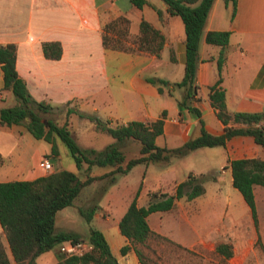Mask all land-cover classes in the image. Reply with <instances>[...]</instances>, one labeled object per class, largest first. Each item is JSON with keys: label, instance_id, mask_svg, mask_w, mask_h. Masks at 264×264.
<instances>
[{"label": "crops", "instance_id": "crops-1", "mask_svg": "<svg viewBox=\"0 0 264 264\" xmlns=\"http://www.w3.org/2000/svg\"><path fill=\"white\" fill-rule=\"evenodd\" d=\"M147 1L148 4L137 8L129 0H22L25 4L22 9L26 11L24 22L15 29L0 27V44H15V71L32 99L48 103L52 108L67 104L65 110L70 108L73 110L71 114L77 115L74 112L77 110L112 123L152 121L163 112L162 132L155 137L154 143L159 147L176 148L199 134L198 119L206 132L212 135L222 133L224 125L208 100L209 87L218 78L216 59L220 47L206 43L204 36L207 31H228L219 73L226 110L230 113L264 110V0H236L234 9L230 2L213 0L198 42L193 96L186 99L187 106L195 108L199 117L178 103L184 95L182 87L160 85L162 92H158L156 86L146 81L147 78H158L168 83L177 82L182 78L184 66L181 19L169 15L161 0ZM156 10L162 12L161 19ZM120 16L128 20L127 34L130 37L137 35L140 20L148 22L162 34L164 41L158 55L102 44L103 25ZM43 41L60 43L59 59H47L42 55L40 44ZM127 44L133 47V43ZM170 52L173 60L169 59ZM75 101L79 104L77 109L70 107ZM13 126L20 125H0V181L31 180L44 175L37 163L44 153L49 152V144L33 138L25 129L15 131ZM111 142H105L100 149ZM128 144L134 150L139 148L136 142L127 141L122 147L124 154ZM88 146L84 148H94ZM190 155L195 157L197 165L180 164L177 174V163ZM240 158L264 160V148L251 136L234 135L223 146L199 147L183 156L172 157L164 166L136 164L105 189L99 200L101 206L92 217L103 219L107 224L114 216L117 223L133 197L137 206H145L150 197L148 191L169 194L188 173L203 174L206 177L204 192L191 200L179 198L169 210L148 214L146 221L150 230L165 238L164 235H168L167 239L174 243L186 245L191 240L187 237L189 235L172 236V223L180 226L185 223V227H190L193 232L203 223L201 210L210 208L217 214L212 224L196 237L197 242H202L207 235L214 238V246L230 243L217 232L224 220L225 228L238 233L235 236L238 242L251 244L259 239L261 243L259 232H263L260 227L264 230V223L258 220L254 225L247 205L233 192L236 189L231 184L229 162ZM135 169L140 176L133 182L127 177ZM54 170L58 168L54 167ZM208 192L210 197L206 196ZM252 193L255 211L259 215V211L264 210V187L253 185ZM232 195L238 204L236 208L241 211L239 217L230 211L236 210ZM64 208L56 212L54 228L85 238L87 234L84 235L82 229L69 224ZM104 226L101 233L117 264H142L131 247L125 253L119 252L121 246L130 244L118 228ZM214 246L212 252L195 254L202 259L212 255L223 262L220 264H243L250 253L248 246L237 249L233 245L231 255L226 257L215 251ZM55 248L57 252V246ZM46 253L48 251L36 257V264L39 259L42 264L55 263L56 256Z\"/></svg>", "mask_w": 264, "mask_h": 264}, {"label": "trees", "instance_id": "trees-1", "mask_svg": "<svg viewBox=\"0 0 264 264\" xmlns=\"http://www.w3.org/2000/svg\"><path fill=\"white\" fill-rule=\"evenodd\" d=\"M135 7L148 4L147 0H129ZM166 5L169 15H177L184 29V66L182 78L173 83L158 78H147L146 81L162 92L160 85L182 87L184 95L178 103L192 111L196 117L199 112L189 108L186 99L193 96L195 88L194 71L197 61V47L202 27L213 0H161ZM236 0H224L235 7ZM158 18L162 12L156 10ZM120 24V26H119ZM128 20L118 17L103 25L102 44L126 51H144L158 55L162 45V34L148 22L140 20L138 33L131 43L122 40L111 41L106 35L111 31L117 36L127 32ZM228 31H207L204 40L208 44L220 47L217 62L218 78L209 87L208 100L214 108L216 117L224 125L222 133L212 135L205 131L200 119L199 134L185 141L176 148L159 147L154 139L162 132V115L152 121L132 120L126 123L103 120L94 114L75 110L81 118L93 123L95 130L110 136L113 141L101 149L80 147L65 125H57L44 114L50 112L52 106L43 101H36L29 95L25 83L15 71V44H0V72L2 89L10 91L15 103L12 106L0 107V125H23L25 130L35 139H42L49 144V153L58 154L54 137L65 146L75 167L81 170L83 178L65 169L52 170L47 174L31 180L0 181V264H36V257L51 250L62 242L73 243L86 240L90 248L82 255H64L56 252L54 264H117L111 254L102 233L89 227L85 238L71 231H58L54 228V218L58 210L71 206L84 186L96 180H104L98 197L115 182L118 175L127 173L134 165L155 163L167 165L172 157H180L199 147L223 146L228 138L234 135L251 136L254 142L264 148V110L256 113L234 112L226 110L224 92L219 86L220 69L223 63V48L228 42ZM122 42V43H121ZM42 55L47 59H59L61 46L58 41L41 42ZM169 59L173 60L171 52ZM73 112L70 108L65 114ZM127 141H136L139 145L138 155L125 159L122 147ZM231 184L239 192L247 205L251 218L256 224V211L252 193L253 185L264 187V160L258 158H240L229 162ZM94 168L104 169L93 174ZM205 175L188 173L184 180L178 182L172 193H151L145 206H137L133 197L125 212L117 222L119 233L130 245H123L119 252L125 253L130 247L139 261L145 264L139 246L151 238L166 239L150 230L146 217L156 211L171 209L179 198L191 200L204 192ZM97 197V199H98ZM96 209V200L90 206H77L76 210L87 223L90 222ZM3 238V241L1 240ZM260 248L263 246L257 240ZM214 250L229 257L232 253L230 243H217Z\"/></svg>", "mask_w": 264, "mask_h": 264}, {"label": "rangeland", "instance_id": "rangeland-1", "mask_svg": "<svg viewBox=\"0 0 264 264\" xmlns=\"http://www.w3.org/2000/svg\"><path fill=\"white\" fill-rule=\"evenodd\" d=\"M124 1V0H121ZM126 1V0H125ZM24 3L22 0H0V27L3 28H18L21 27L24 19H25V13L26 11L22 8L24 7ZM120 26V24H119ZM127 30V29H126ZM111 41L116 40H122L124 44H131L132 39L135 37L128 36L127 32L125 34H122V36H117L116 32L111 31L110 33L106 34ZM114 36V37H113ZM126 41V42H125ZM121 42V43H122ZM15 103L13 97L11 96V93L7 89H2V82L0 80V107L2 106H12ZM67 105V104H66ZM65 104L59 105L56 107H53L50 112L44 114V118L50 119L57 125H65L66 128L70 131L72 137L76 141V143L80 147H89L88 145H92L95 149H100L104 145L105 142H109L110 140L113 141L111 137L106 135L103 132L97 131L93 127V123L85 118H81L78 115L74 114H65ZM79 104L75 101L70 104L71 108L77 109ZM76 114V113H75ZM111 125H114V123H110ZM13 130L15 131H24V126H13ZM55 144L58 149V154L56 156H52L49 152L44 153L42 156L46 157L49 160L50 163V170L47 172H42L44 174H47L48 172L54 170V167L58 169H65L68 171H71L73 173H76L80 177H84L81 170H78L75 167V164L72 160V158L68 155L65 146L61 143V141L54 137ZM134 142V141H129ZM136 142V141H135ZM125 151V159H128L129 157H134L138 155V150H134L132 145L128 144L124 148ZM180 164L182 166L185 165H197V161L195 160L194 156H188L183 159L182 162L177 163L176 165V172L180 171ZM97 170V171H96ZM104 169L101 168H94L93 174H99ZM119 176V175H118ZM117 176V177H118ZM140 176V173L138 169H135L128 175V179L130 181L135 182V180H138ZM104 180H96L91 182L89 185L84 186L79 195L74 200L73 205L67 206L63 209L64 212L68 214V218L70 220L69 224L74 225L80 229L83 230V234L86 235L88 232V228H96L100 232L104 230V225L111 226V228L114 226L117 228V223L113 217H111L108 220V223L105 224L103 219L92 217L89 223H87L79 214L76 212L77 206H90L92 203V200H96V209L97 211L99 205L100 196L98 197V192L101 189V186L103 185ZM234 190V189H233ZM238 197H240L239 193L234 190L233 191ZM152 191H148V194H151ZM207 197H210V194L206 195ZM233 196V195H232ZM98 197V199H97ZM206 197V198H207ZM221 198V197H220ZM223 198V197H222ZM241 198V197H240ZM242 200V199H240ZM231 201L233 202L234 207L236 208L238 204H236L234 196L231 197ZM242 202V201H241ZM75 208V209H74ZM231 213L239 217L241 215V211L236 208V210H230ZM201 213L203 215L202 217V224H199L196 230L192 232L190 227L180 226L179 224L172 223L171 226V235L175 238L181 236H187L189 237L190 242H187L186 245H181L174 243L170 241L168 235L166 236V239H158L151 237L149 238L144 245L139 246L141 252L143 261L145 264H220L223 263L219 259L213 257L212 255L203 258L199 255H196V252H212L214 242L212 239H214L211 236L205 235L202 239V242H197L196 237H200L202 231L206 228L208 224H212L214 221V217L217 214V211H211L209 208H205L201 210ZM102 216H104V213H102ZM259 220V222L264 223V210L259 211V215L256 213V222ZM56 224V221H55ZM226 222L222 220V224L217 232L221 234V238L225 239V241L228 242V240L231 243V246H236L237 249H244L245 246H248V250L250 253L248 254V257L243 260V264H264V251L260 248V245L258 243H243L241 241H237L235 237L238 235V233H233V230H229L227 227L225 228ZM196 227V226H195ZM56 229V227H55ZM260 230L263 231L262 233L259 232L261 245L264 248V230L260 227ZM188 231V232H187ZM210 232L213 231L209 230ZM187 232V233H186ZM262 234V235H261ZM195 239V241L193 240ZM238 239H240L238 237ZM3 241V238H1ZM181 240V239H180ZM233 240V241H232ZM58 251V249H57ZM47 255H53L55 257L56 255V248H52L51 250H48ZM39 264H42V261L39 259Z\"/></svg>", "mask_w": 264, "mask_h": 264}, {"label": "built area", "instance_id": "built-area-1", "mask_svg": "<svg viewBox=\"0 0 264 264\" xmlns=\"http://www.w3.org/2000/svg\"><path fill=\"white\" fill-rule=\"evenodd\" d=\"M37 166L43 171L47 172L50 170V163L46 157H41L37 163ZM58 251L63 253L64 255H82L86 252L90 246L86 240H78L73 243L62 242L57 246Z\"/></svg>", "mask_w": 264, "mask_h": 264}]
</instances>
